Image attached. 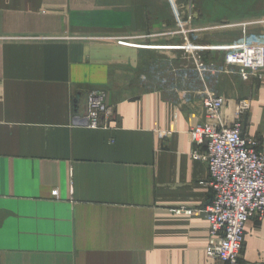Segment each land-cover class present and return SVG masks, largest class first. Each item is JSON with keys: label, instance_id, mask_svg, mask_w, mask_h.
Masks as SVG:
<instances>
[{"label": "crops", "instance_id": "obj_1", "mask_svg": "<svg viewBox=\"0 0 264 264\" xmlns=\"http://www.w3.org/2000/svg\"><path fill=\"white\" fill-rule=\"evenodd\" d=\"M172 1L198 30L185 59L168 0H0V264H223L206 258L212 191L187 132L213 123L201 101L218 90L225 125L249 102L264 149V67L243 84L218 69L244 32L264 44V0ZM91 92L104 128L73 124ZM242 261L264 264V219Z\"/></svg>", "mask_w": 264, "mask_h": 264}, {"label": "built area", "instance_id": "obj_2", "mask_svg": "<svg viewBox=\"0 0 264 264\" xmlns=\"http://www.w3.org/2000/svg\"><path fill=\"white\" fill-rule=\"evenodd\" d=\"M168 2L176 22L173 35L183 37L182 50L193 56L198 30L191 27L188 18H183L174 1ZM224 62L225 69L236 68L234 74L248 81L264 67V44L259 36L245 35L237 51L230 52ZM198 66L215 72L202 64ZM103 98L102 93H89L84 115H75L73 124L90 129L106 127L109 110ZM201 103L213 123L196 124L187 137L192 145L190 157L206 165L207 184L212 191L210 202L202 210L209 230L206 258L223 264H244L245 225L252 219H264V149L246 135L241 123L240 116L249 109L247 101L238 103L231 125L223 124L220 118L224 103L221 97L207 92Z\"/></svg>", "mask_w": 264, "mask_h": 264}, {"label": "rangeland", "instance_id": "obj_3", "mask_svg": "<svg viewBox=\"0 0 264 264\" xmlns=\"http://www.w3.org/2000/svg\"><path fill=\"white\" fill-rule=\"evenodd\" d=\"M184 18H186V15L184 14ZM244 34V36L245 35H248V34H246L245 32L243 33ZM240 36L241 35H239L237 38H236V40H238L239 38H240ZM182 49H183V47H182ZM237 49L238 48H235V49H233V48H226V50H225V53H224V60L226 59V56L230 53V52H235V51H237ZM197 52L198 51H194L193 52V55H195V54H197ZM188 56V54L185 52V50H184V59L186 58ZM191 56V55H190ZM224 62V61H223ZM225 63V62H224ZM206 68H210V69H217L216 68V64H214V65H210V64H207L206 66H205ZM224 68V65H222L221 67H219L218 69H223ZM228 70L232 73V74H234L235 73V70H237L236 68H228ZM236 76V78H237V81H238V83L239 84H243V82H247V81H243V80H241L240 78H239V76L238 75H235ZM250 80V79H249ZM248 80V81H249ZM243 88H242V90H241V92L243 93ZM213 94H215L216 96H218V97H221L223 100H224V103H223V106H222V108H221V110L223 109V107L226 105V98L223 96V94L221 93V92H219L218 90H215L214 92H212ZM243 95V94H242ZM245 101H247V100H240V101H238V103H242V102H245ZM248 102V101H247ZM238 103L236 104V107H237V105H238ZM249 103V102H248ZM236 107H235V109L233 110V112H232V118L234 117V115H235V111H236ZM247 112H248V109H247V111L245 112V113H243L241 116H240V120H241V123H242V125H243V127L245 126V119H246V115H247ZM205 113V112H204ZM205 117H206V115H205ZM207 118V117H206ZM220 118H221V112H220ZM209 123H211V122H209ZM222 123L223 124H225L223 121H222ZM232 123H233V121H232ZM231 123V124H232ZM200 124H203V123H200ZM230 124V125H231ZM195 126V125H194ZM193 126V127H194ZM191 129V128H190ZM259 143V142H258ZM258 148H260V149H263V148H261L260 147V145H259V147Z\"/></svg>", "mask_w": 264, "mask_h": 264}]
</instances>
